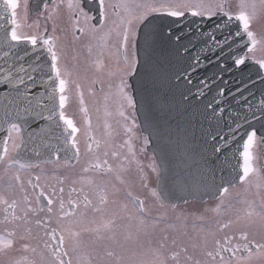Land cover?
Returning a JSON list of instances; mask_svg holds the SVG:
<instances>
[{"label": "flooded vegetation", "instance_id": "flooded-vegetation-1", "mask_svg": "<svg viewBox=\"0 0 264 264\" xmlns=\"http://www.w3.org/2000/svg\"><path fill=\"white\" fill-rule=\"evenodd\" d=\"M149 1L153 3L154 0H105L106 6L127 5L128 10L125 11L123 7L119 9L107 7V18L103 19L100 15L99 0H75L90 18L87 23L84 22L78 10L68 8L69 0H21L19 2L24 10L22 8L17 13V23L20 26L18 33L37 35L38 44L42 43L43 38L58 37L56 50L60 54V67L62 71L66 70L69 73L63 77L68 81L64 93L68 99L63 111L66 117L73 120L79 131L75 134L76 145L74 147L77 153L75 159L24 164L30 165L24 168L20 167L23 163H14L12 157L19 139L15 148L11 140L8 141V156L0 160V198L8 200L9 203L15 200L16 208L9 209L7 205L0 203V249H2L0 250V264H12L11 261L26 256L34 264L40 258L52 260V248L59 247V245L57 241H49L45 233L51 232L53 228L57 229V235L63 234L66 237L62 252L67 251L69 254L63 257L65 261L71 259L73 264H84L91 259L93 264H132V253L129 249L122 245L107 246L96 241V237L104 228V223L111 220L112 212L125 216H131L135 212L138 218L145 220L141 228L146 240L144 239L142 249L138 252L142 255L141 262L154 260L152 251L160 244L164 245L165 255L166 248L171 249L169 253L178 252L181 260L182 250L178 247V243L176 244L178 249H176L175 242L172 240L169 241L170 244L162 240L157 245L156 242L149 245L147 232L150 228L148 219L151 215L145 207V199L136 195L131 187H128L130 191L126 190L127 186H130L128 183V178L131 176L128 175L130 168L139 166L143 168L145 164H154V162L146 151L145 138L141 134L138 137L139 134L135 135L132 130V134L127 132V129H132L135 113L126 105L121 109L118 102L119 69L123 67V61L114 53L121 39L117 33L122 31L128 19L137 16L136 14L142 11L141 9L134 14V5H145L148 8ZM205 2L212 3V0H205ZM222 2L230 3L229 0H222ZM226 4L225 11L231 17H235L237 8L232 4L226 8ZM73 12L80 17L79 26L85 28L83 34L77 31ZM153 14H166V12L151 13L147 17ZM218 14L223 13L218 12ZM93 25L96 26L95 33L91 31ZM260 27L258 25V28ZM246 58L256 61L251 58V54L246 55ZM97 61L100 62L99 66H97ZM77 84L80 86L79 89L76 87ZM80 93H83V105L80 103ZM83 108L87 109L86 113L82 110ZM121 110L128 117L127 120L119 115ZM89 145L91 150H89ZM250 151L254 152V155L256 153V164H251L254 171L238 185L228 188L237 189L235 203L229 199L231 193L226 195L222 193L216 200L196 204V206H201L198 209L184 211L181 208L179 210L199 215L206 213V216H210L211 219L217 217V221L222 222L218 227L214 225L206 227V232L197 242L199 245L195 244L192 250L189 247L193 264L196 261H200L201 264H214L206 255V251L212 250L219 251L220 256H223L225 261H231L232 264H236L237 260L240 264H264V252L257 253L258 250H262L258 249L257 245L264 244V138L256 136ZM104 161H107V164ZM98 163L101 165L99 168L95 167ZM85 168L88 171H84ZM16 175H19V180L15 179ZM37 177L40 179L37 180ZM37 184L39 187H35ZM61 188L63 192H60ZM73 188L76 189L75 192L72 191ZM41 190L44 191L45 196H40ZM101 195L107 197L106 203L100 202ZM85 196L91 201L87 206H85ZM25 197H27V203ZM45 197H50L54 201L51 205V213L48 212L49 206ZM61 200L64 201L63 210L59 206ZM69 201H75L77 206L73 208ZM140 201H143L144 205L142 212ZM217 201H222V203L220 208L215 210L213 208ZM232 206L240 207L236 210L242 214H235L236 210H229ZM28 207L34 208L35 212H30L25 217L24 209ZM70 210L74 214L64 217L63 213ZM229 211H233L234 214ZM13 212L16 217H19L18 219L13 218ZM160 212H165V210L161 209ZM226 212L228 215H225ZM249 212L253 213L251 217L247 215ZM37 220L41 221L40 225H37ZM228 222H231L230 226L223 228L222 225ZM86 228L90 231L100 229L99 233L93 231L95 236L91 242L85 240L89 232L84 231ZM64 229L81 233L80 239L83 244L77 252L72 251L69 234L63 231ZM8 232H15L16 235L9 237ZM214 232L220 235L215 236ZM242 232L247 234V240L241 239ZM21 236L25 239L21 240ZM225 237H228L231 243H228ZM173 238L179 237L173 235ZM8 239L13 240L12 248L3 247L2 242ZM217 240L220 241L219 246L215 243ZM45 242H49L52 247L46 248ZM24 243L30 245L28 251H24ZM245 245L247 248L244 247ZM103 246L106 251L101 258L100 248ZM225 247H239V251L233 256L232 252L223 250ZM109 251L114 253L112 257L107 256ZM216 261L219 262V256L216 257ZM169 264H174V262L169 261Z\"/></svg>", "mask_w": 264, "mask_h": 264}, {"label": "water", "instance_id": "water-1", "mask_svg": "<svg viewBox=\"0 0 264 264\" xmlns=\"http://www.w3.org/2000/svg\"><path fill=\"white\" fill-rule=\"evenodd\" d=\"M11 28L10 12L0 0V154L16 123L21 135L13 155L17 161L75 158L70 130L59 120L58 92L54 101L49 99L47 46L22 42L10 49L6 32ZM136 43L137 73L129 81L135 85L131 91L147 150L159 167V196L172 206L215 199L239 181L248 134L264 136V75L256 64L234 63L249 46L248 37L238 20L224 15H155L141 25ZM21 65L35 83L17 71ZM9 71L13 80L25 76L31 105L12 84L2 82ZM19 88L23 92L25 85ZM37 101L55 110L52 120L35 117L41 111Z\"/></svg>", "mask_w": 264, "mask_h": 264}, {"label": "snow or ice", "instance_id": "snow-or-ice-1", "mask_svg": "<svg viewBox=\"0 0 264 264\" xmlns=\"http://www.w3.org/2000/svg\"><path fill=\"white\" fill-rule=\"evenodd\" d=\"M3 4L5 6V11L10 12L11 15V24L13 25V27L11 28V30L9 32H6V43L8 38L10 37V41L12 43H8L7 46L11 49L13 48L15 45H18L22 42H27L30 43L33 47L37 46L38 44V36L37 35H23L18 33V28L20 27L19 24L17 23V9L19 7L18 4V0H3ZM99 5H100V15L103 19L107 18V14H106V8L107 7H111L113 9H119L121 7L124 8L125 11L128 10L127 5H120V4H112V5H105V0H99ZM146 7V6H145ZM249 7L255 8V5H249V3L247 2V0H240V4H239V12L238 14L235 16V19H237L238 21L242 22L243 25V29L247 34V37L249 39V41L251 42L252 47L248 48V52L249 53H254L256 50V45L259 43V41L256 39L255 34L249 30L250 25H249V19L250 16L247 13V9ZM68 8L70 10H78L80 15L83 16L84 18V22L87 23V21L90 19L87 15V13H85L83 11V8L80 6L79 3L75 2V0H69L68 3ZM161 11V9L156 8V7H148V10L144 13H141L138 16H132L131 19H128L125 23V26L123 27L122 31L118 32L117 35L121 38L120 39V44L119 47L116 49V52L114 53V55L119 56L120 58H122L123 61V67L119 69L120 72V83L117 86V96H118V102L120 103V107L121 109H123V107L126 105L128 108L132 109L133 112L136 110L137 107V102L135 100V98L133 97V95L130 93L129 89H132L135 87V85H131L128 82V78L129 77H133L136 75L137 73V59H136V53H135V49L137 47V43H136V33H137V27L146 20L148 12H159ZM164 11L166 12L167 16L170 17H183L185 16V14H190L193 17H204V16H208L209 18H211L212 16H215L218 14V12H222L226 17H228L229 19H231L232 17L230 16V14L225 11V4L223 2H217L215 5L211 4V3H206L205 0H175L174 3H171L166 9H164ZM118 14V13H117ZM73 16H75L76 18V25H77V31L81 34H83L85 32V28L84 27H80V17L76 15V12L72 13ZM135 21V23H134ZM91 31L93 33H95L96 31V26L93 25L91 27ZM239 34V33H237ZM78 38V37H77ZM227 39V38H225ZM58 40V37H47V38H43L42 39V44L47 46V52L50 54V63H49V67H50V73L48 74V81L50 82L49 87L51 88V91L49 92V99L50 100H55L57 92L59 93V108L61 109V111L59 112V120L63 121L64 125L66 126L65 130L70 129L71 131L69 132V136L72 138V143L73 146L76 145V139H75V134L79 131V129L75 126L74 122L72 119L68 118L65 116V113L63 111L66 101L68 99V97L64 94L66 92V88H67V84L68 81L63 78L65 75H68L69 73H67V71H62L61 67H60V54L59 52L56 50V41ZM131 42V45H130ZM130 46H131V52H130ZM89 51H91V48H89ZM5 56L9 55V52H5L4 53ZM20 59H24V57H19ZM234 63L236 65H244L245 64V58H237ZM256 64H258L259 69H264V58H260L257 59L255 61ZM100 65V62L97 61V66ZM18 72L20 73H25L27 75L28 80H32L33 83H35L34 77L27 73L26 69L24 68L23 65H21L18 69ZM36 71V68H33V72ZM51 73H54L55 75H51ZM58 81V83H57ZM3 83L7 84H12L13 87L15 88L16 94L17 96H23V98L25 100H27L28 105H31L32 101L31 99H29L27 97V95H25L26 91H27V85L25 84V76H17L14 80L12 78V73L11 71H9L8 73H6L3 77ZM19 85H25V89L22 92L21 89L19 88ZM77 89H79V84L76 85ZM107 98V97H106ZM80 103L81 105H83L84 101H83V93H80ZM37 107H39L41 109V111L37 112L35 114V117H38L40 120H52L53 116L56 115L55 110L54 109H48L47 105H41L39 101H37ZM153 106L149 105V110H151ZM48 110L49 111V115L48 116H44L43 115V111ZM85 113L87 112L86 108L82 109ZM162 110V109H161ZM24 112L25 113H30L31 112V108L30 107H25L24 108ZM107 114V113H106ZM119 115L124 117L125 120L128 119L127 116H125V113L123 110L119 111ZM89 125H90V121H88ZM57 127H59V125L57 124ZM132 127H136L135 124V120H133V124ZM128 131H131V129H127ZM11 131H14L16 133H19L20 131V126L16 123H13L11 125ZM256 137V132L252 131L248 134L247 136V140L246 142L243 144V152H242V156H243V174L240 177L241 181L245 180L250 173H252L254 170L252 168L251 165V161H252V153L250 151V149L252 148L253 142L255 140ZM145 144L147 143V140L144 141ZM98 143V142H97ZM126 143H129L126 141ZM13 147L15 148L16 145H13ZM89 150H91V146L89 145ZM79 150L77 149V152ZM215 151H220V149H215ZM9 153V148L7 146V143H5V146L3 148V155L0 156V160L4 159V157H7ZM113 155L115 156L116 153L114 152ZM14 163H17L18 161H13ZM105 164H107V161H104ZM21 168L24 167H30V165H24L21 164L20 165ZM95 167L99 168L101 167V165L98 163L95 165ZM109 170H111V168L109 167ZM84 171H88L87 168L84 169ZM153 171H156L155 167L153 166ZM16 180H19L20 177L19 175L15 176ZM37 180L40 179V177L36 178ZM29 183H31V181H29ZM35 187H39V185H35ZM73 192L76 191L75 188L72 189ZM223 193H227L228 189L224 188ZM60 192H63V189H60ZM153 195L156 196L157 194L155 192H153ZM40 196H45V193L43 190H41L40 192ZM47 199V204H48V212L51 213L52 212V207L51 205L54 203V201L50 198V197H45ZM84 201H85V206H87V204H90L91 201L88 199L87 196L84 197ZM25 202L27 203V197H25ZM100 202L106 203L107 202V197L105 195H101L100 197ZM0 203H3L5 205H7V208L9 209H15L16 208V201L13 200L11 203H9L8 200L2 199L0 198ZM69 204L75 208L76 202L75 201H69ZM60 208L63 210L64 209V201L61 200L60 201ZM143 201H140V211H143ZM30 212H35V209L32 207H28L26 209H24V215L25 217L28 215V213ZM74 213L70 210L67 212L63 213L64 217H68V216H72ZM247 215L249 217H251L253 215V213L249 212L247 213ZM13 218L14 219H18L19 217L15 216V213L13 212ZM63 217H61L62 219ZM132 218V217H130ZM139 220V224L141 226H143L145 224V220L143 218H137ZM37 225L41 224V221L37 220L36 221ZM111 221L105 222L103 227L104 228H110L111 227ZM231 222L225 223L222 225L223 228H228L230 226ZM63 231H67L69 234V239L71 240V244H72V251L73 252H77L81 247H82V240L80 239L81 237V233L80 232H76V231H71L69 229H64ZM84 231H90L89 229H84ZM91 231H95L97 233H99L100 229H93ZM48 237H49V241H57L59 247H53L52 248V257L53 259L50 262H47V264H73V261L71 259H68L67 261H65V259L63 257L68 256V252L67 251H63L62 249L66 244V237L63 234L57 235V229L53 228L51 230V232H46L45 233ZM16 234L15 232H8V236L9 237H14ZM100 239H102V237H98ZM21 240H24L25 237L21 236L20 237ZM241 239L243 240H247L248 236L246 233H241ZM225 240L228 243H231L230 239L228 237H225ZM3 247L4 248H12L13 247V240L12 239H8L6 241H3ZM216 245L219 246L220 245V241L217 240L215 241ZM45 247H52V245L49 242H45ZM245 248H247V245L244 246ZM163 248L164 245L160 244L158 248L154 249L152 251V254L154 255L155 259L152 261H148V262H141V264H169V261L174 262V264H181L180 259H179V253L176 251H172L170 252L168 255H165L163 252ZM258 249H264V244H258L257 245ZM23 249L24 251H28L30 249V245L28 243H24L23 244ZM2 250V249H0ZM32 251H35V249H31ZM224 251H230L233 253V256H235V253L237 251H239V247H235V248H227L225 247L223 249ZM186 251V249H185ZM114 255L113 252L109 251L107 252V256L112 257ZM206 255L207 257L211 258L212 262H214V264H232L231 261H225L223 256H220L219 251L216 250H212V251H206ZM251 255V253H250ZM219 256V262L216 261V257ZM192 257L189 256L187 257V260H191ZM84 264H93V261L91 259L87 260L86 262H84ZM195 264H201L200 261H196ZM236 264H240V261L237 260Z\"/></svg>", "mask_w": 264, "mask_h": 264}, {"label": "rangeland", "instance_id": "rangeland-1", "mask_svg": "<svg viewBox=\"0 0 264 264\" xmlns=\"http://www.w3.org/2000/svg\"><path fill=\"white\" fill-rule=\"evenodd\" d=\"M20 1L21 0H18V4ZM229 1L230 3L229 2L227 4L225 3L226 8L230 7L231 6L230 4H232L233 7H236L237 11L239 12L240 0H229ZM174 2L175 0H154L153 3L149 1V6L156 7L161 9V11H164V9H166L171 3ZM217 2H222V0H212L211 4L215 5ZM247 2L249 3V5L252 4L255 5V8L249 7L247 9V13L250 16L249 30L255 34L256 39L259 41V43L256 45L255 52L254 53L247 52V53L251 54V58L257 60L260 58H264V0H247ZM22 8L24 10V7L19 4L17 13ZM141 9L142 11L137 13L136 14L137 16L138 14L140 15L141 13L146 12L148 8L145 7V5L144 6L139 4L134 5V10H133L134 14ZM237 11L236 13L233 11V13L238 14ZM151 13H155V12H148V14ZM258 25H260L261 27L258 28ZM250 47H252L251 42L249 48ZM262 70L264 73V69ZM138 128L139 127L136 125V127H132V129L131 128L129 129H131L135 135L136 133L139 134L138 137H140V132ZM127 132L129 134H132L131 131H127ZM10 140L12 145H16L18 140V134L16 132H13ZM255 157H256V153L254 155L253 152L251 164H256ZM153 166L155 167V165L151 163V164H145L143 168H141V166L130 168L128 175L130 174L131 176H129L130 178L127 177L130 186H127L126 190L130 191L131 189H129L128 187H131L136 192L135 193L136 195L143 197L145 199V207L150 211V215H151V218L148 219V225L150 226V228L148 229L147 232L148 240L150 242L149 245L151 246L155 242L157 245V243L162 240H165L166 244H170L169 241L172 240V242H175V245L178 243V247H180L182 250L181 260H180L181 264H193L194 261L187 260V257L191 256L190 250L194 248L195 244L199 245V243L197 242L199 239L201 240V237L206 232V227H209L211 225L218 227L222 224V222L219 220L217 221L218 219L217 217L211 219L210 216H206V213L199 215L191 212H184V211H190L192 209L200 208L201 206H196V204L201 202L193 201L190 203H185L183 205L172 207L164 204L158 195L154 196L153 192L157 194L156 192L157 170L153 171ZM244 183L245 181L243 182L242 185H244ZM236 190L237 189L234 188L232 190L228 189L227 191V193H231L229 194L231 195L229 199L234 201V203L236 202L237 199V196L235 195ZM256 191L259 192L260 190H256ZM119 193L121 195V192ZM227 193H223V194L226 195ZM234 197L236 198L234 199ZM221 203L222 201L221 202L217 201L213 209L218 210V208H220L221 206ZM181 208L182 210H184L183 212L179 211L181 210ZM161 209L162 210L164 209L165 212H160ZM236 209H240V207L236 208L235 206H232L229 210L234 211ZM233 211H229V213L234 214L235 212V214L237 213L242 214V212H237V210L234 212ZM226 213L227 214L225 215H228V212ZM111 215H112L110 216L111 218L110 221L112 222L111 227L107 229L102 228L100 235H98V237H102V239L96 237L97 238L96 241L107 246L122 245L124 248H127L131 251L133 258L132 264H141L140 260L142 255L138 254V252L141 251L145 238H144V231L141 228V225L139 224V220L137 219L138 217L136 213L134 212V214L131 216H125L118 212L115 213L112 212ZM94 234L95 233H93V231L87 232L85 240L88 242L93 241L94 240L93 236H95ZM214 234L215 236L216 234L220 235V233H215V232ZM173 235L178 236L179 238H173ZM176 249H178L177 245H176ZM170 250L171 249L166 248V255L169 254ZM262 250H258L259 252L257 253L258 254L263 253L264 251ZM105 251L106 250L104 246L100 248L101 258L104 256ZM97 256H99V254H97ZM50 261H51L50 258H40L39 260H37L35 264H47V262ZM11 263L34 264L31 262L28 256L17 258L14 261H11Z\"/></svg>", "mask_w": 264, "mask_h": 264}, {"label": "bare ground", "instance_id": "bare-ground-1", "mask_svg": "<svg viewBox=\"0 0 264 264\" xmlns=\"http://www.w3.org/2000/svg\"><path fill=\"white\" fill-rule=\"evenodd\" d=\"M246 140H247V137L245 138V141L244 142H246Z\"/></svg>", "mask_w": 264, "mask_h": 264}]
</instances>
